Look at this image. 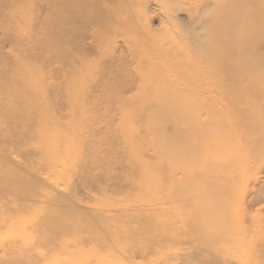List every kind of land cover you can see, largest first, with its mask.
Segmentation results:
<instances>
[{
    "label": "bare ground",
    "instance_id": "1",
    "mask_svg": "<svg viewBox=\"0 0 264 264\" xmlns=\"http://www.w3.org/2000/svg\"><path fill=\"white\" fill-rule=\"evenodd\" d=\"M173 1L156 3L166 19L160 20L161 28L156 30L146 0H0V112L19 118L5 120V113L0 117V264H78L83 259L92 264L102 256V248L119 253L107 260L138 264L139 255L143 264L152 244L171 238L175 242L184 235L185 243L194 241L216 261L232 264L244 257L245 248L227 247L230 232L218 219L226 213L227 199L234 192L241 191L238 196L245 209L255 202V193L247 200L250 191L264 189V185L241 189L240 184L241 177L253 171L259 154L252 156L250 148L240 147L238 137L225 135L217 123L209 127L204 121L196 122V112L181 104L193 97L177 92L180 83L167 73L169 68L184 71L179 58L188 56L179 42L175 17L169 13L174 10ZM221 2L222 9L212 18L213 39L229 52L231 42L239 37L236 32L244 28V40L249 41L252 34L245 30H254L257 42H252L254 48L248 52L251 58L259 56V45L264 44V0ZM166 22L172 25L167 28ZM256 65H264V60L256 59ZM61 73L63 81L56 83L54 78ZM61 86L90 116L91 111L96 114L99 103H106V110L111 102L120 106L124 130L139 120L160 123L171 117L158 132L172 142V153L181 157V164L195 166L196 193H189L192 180L182 184V177L149 171L142 152L128 139L122 158L128 161L130 177L138 172L140 183L137 187L127 184L126 189L142 193L134 205L118 207L112 201L113 209L103 210L76 200L77 193L59 190L56 182L65 177L67 187L84 191L93 181L88 176L92 164L102 170L114 159H118L115 164L120 161L110 151L84 152L85 144L70 152L71 144L46 128L54 123L53 97ZM127 116L131 121L124 120ZM141 126L149 134L153 130V125ZM110 133L108 143L113 136L117 138ZM86 145L93 146L91 142ZM59 169L65 174L58 175ZM149 188L166 195L169 203H182L188 219L178 227L158 222L146 193ZM127 217L132 220L123 223ZM178 229L183 231L173 237L172 231ZM8 234L13 237L9 239ZM46 247L53 249L43 253Z\"/></svg>",
    "mask_w": 264,
    "mask_h": 264
},
{
    "label": "rangeland",
    "instance_id": "2",
    "mask_svg": "<svg viewBox=\"0 0 264 264\" xmlns=\"http://www.w3.org/2000/svg\"><path fill=\"white\" fill-rule=\"evenodd\" d=\"M146 1L149 2L150 15L155 17L153 28L159 30L161 28L160 20L164 18V15H160V12L163 11H160L159 6L156 5L159 0ZM180 1L179 3L175 0L171 3V7L174 10L169 13H172L175 17L176 21L173 24L175 23V29L178 30V37L181 39L179 42L185 46L186 55L188 56L185 59L178 57L179 66H182L184 71L177 72V70L169 68L167 73L170 78L180 83L179 89L176 90L177 92H185V95H192L193 99L186 100L181 104L188 106L187 110L192 109L196 112V117L193 120L196 122L204 121L209 127L217 123L219 130L226 133L225 135L231 138L233 135L238 137L240 147L250 148L251 153H249L252 156L259 154L257 157V159L259 158L258 161L256 159L253 164V171L243 175L240 180L241 189L258 188L260 185H264V65H256V59L264 60V44L259 45V56L256 55V57L251 58L248 51L253 50L254 45L252 47V42H257V36L254 35V30L247 29L245 30L246 33L252 35H250L249 41L248 39L245 41V32L244 28H242L238 33L236 32L239 37L235 40L239 39L231 42L229 52H225L219 47L217 39L214 40L212 35L214 21L212 18L217 10L222 9V0ZM138 9L143 11L141 8ZM248 17L252 19L250 15ZM171 23L166 22L167 28L172 25ZM1 37H3L2 34H0ZM5 50H8L7 46ZM176 58L171 60L172 64H175ZM186 59L188 61L184 63ZM62 74L55 76L57 77L56 79L54 78L56 83L63 81ZM63 87H57L60 92L57 90L56 98L53 97L55 104V108H53L54 123L48 124L46 128L52 130L53 133L51 134L57 135L61 141L71 144L68 150L70 152L76 147L78 148L79 144H85L86 148L82 149L84 152L89 151L99 154L104 151H110L115 156L119 155L120 161L115 164L118 160L116 158L114 159L115 163L110 166L106 165V168H102V170L97 165L92 164V169H90L88 176L93 178V181L85 186L84 191L80 192V189L67 187L68 182H66L67 179L65 177L56 182L59 183L57 184L59 190H70L73 195L77 193L76 200H83L82 203L103 210H108L109 208L107 209V207L113 209L111 207L114 206L113 204L118 205V207L134 205L135 199L139 198L142 193L140 194L137 189L134 191L132 188L128 191L126 185L137 187V183H140L139 179L136 178V176L138 177V172H135L134 178L130 177L131 174L127 171L128 161L122 158L128 149L126 144L128 146V142L132 141L133 146H136L137 152H142V160L146 162L145 164L149 171L158 169L165 177H175L177 179L182 177V184L190 183L192 180L193 183L189 184V193L192 191L196 193L195 166L181 164V157L179 158L172 153V142L164 133L158 132L159 128L165 126V123L172 121L171 117L160 123L157 120H139L140 122L138 121V123L134 121L136 123L135 126L124 130L125 126L122 128L121 115L118 111L120 106L111 102L109 110L108 108L106 110V103H99L96 114L94 115V111H91L90 116L87 113V109L79 107L80 104L76 103L75 99L71 101L68 95L65 94V88ZM101 94L99 92L94 93V95ZM84 105L87 107L89 103ZM4 113L6 114L5 120H19V118H13L8 115L10 114L9 112H0V117H3ZM130 113L128 111L127 114L130 115ZM124 120H130L129 116ZM145 123L150 126L153 125V130L150 134L145 127L141 126ZM86 126H90V130L86 129ZM122 129L123 132L121 131ZM109 133L111 136L116 133L115 136L118 139L116 137L114 139L113 136L108 143L109 138L106 136ZM177 134L179 133L177 132ZM172 135L176 136L173 133ZM128 137L134 139L130 140ZM88 142H91L93 146L89 148L86 145ZM109 145L112 147H109ZM231 151H234V148ZM63 173L65 174L59 169L58 175H64ZM198 178L200 179L202 176L200 175ZM113 182H116V184ZM118 184H120V188H117V186L113 188L114 185ZM107 186L109 188H105ZM125 190L127 192H124ZM239 192L241 191L234 192L233 196L227 199L226 207L228 209H226L227 211L224 213L223 218L218 219L219 225H224L225 223L228 233L230 232L226 236V238H230V243L228 242L227 247L233 248V250H235L234 248H245L244 257L238 260L235 259L232 264H264V189L261 191H250L247 200L249 201L252 194L255 193L256 197L252 196L255 198V202L253 206L246 205L245 209H242L243 198L241 199L238 196L240 195L238 194ZM146 193L149 195L148 200L152 201V208L158 213L156 215L158 222L167 226L176 224L178 227L182 225V221L188 219L187 210L183 211L181 208L182 203L181 205L178 202L169 203L166 195L151 188ZM186 215L187 218L185 217ZM131 220L127 217L123 223H130ZM107 223V221L104 222V224ZM182 231V229H178L172 232L176 235V232L181 234ZM186 232L191 233L193 231L192 229H186ZM34 234H37L36 237L39 236V233ZM11 236L13 237V235H10L8 238L11 239ZM173 237H177V235ZM184 237L185 235L182 240L177 239L176 241L174 240L175 242L171 238V241L162 240L163 242L152 244L149 249V258L143 264H226L223 259L216 261L214 258L216 262L213 263L212 254L209 251L197 246L194 241L190 244L185 243ZM27 245L31 247L32 243L27 242ZM47 249L53 248L46 247L41 251L44 253L47 252ZM115 253L108 248H102V256L97 258L98 260L94 259L92 264H128V262L120 260L112 261L115 259L107 260L106 257L110 258L111 256L119 255V253ZM74 257H77V255H74ZM80 259L78 258V260ZM86 262L87 260L83 259L78 264H87ZM141 262L142 259L137 255L136 263L140 264ZM50 263L52 264L53 262Z\"/></svg>",
    "mask_w": 264,
    "mask_h": 264
}]
</instances>
